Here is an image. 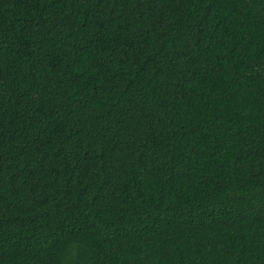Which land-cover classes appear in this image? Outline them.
<instances>
[{"label":"trees","instance_id":"16d2710c","mask_svg":"<svg viewBox=\"0 0 264 264\" xmlns=\"http://www.w3.org/2000/svg\"><path fill=\"white\" fill-rule=\"evenodd\" d=\"M0 264H264V0H0Z\"/></svg>","mask_w":264,"mask_h":264}]
</instances>
